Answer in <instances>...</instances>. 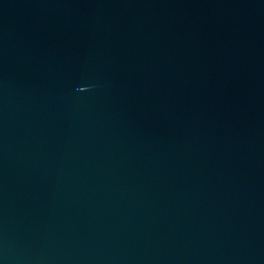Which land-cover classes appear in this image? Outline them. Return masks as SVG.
I'll return each instance as SVG.
<instances>
[{
  "label": "water",
  "instance_id": "obj_1",
  "mask_svg": "<svg viewBox=\"0 0 264 264\" xmlns=\"http://www.w3.org/2000/svg\"><path fill=\"white\" fill-rule=\"evenodd\" d=\"M0 264H264V0H0Z\"/></svg>",
  "mask_w": 264,
  "mask_h": 264
}]
</instances>
